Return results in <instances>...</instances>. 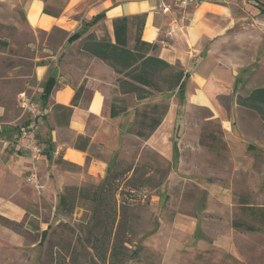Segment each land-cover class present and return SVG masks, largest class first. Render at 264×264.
<instances>
[{"label": "rangeland", "instance_id": "rangeland-1", "mask_svg": "<svg viewBox=\"0 0 264 264\" xmlns=\"http://www.w3.org/2000/svg\"><path fill=\"white\" fill-rule=\"evenodd\" d=\"M244 21L257 26L240 31ZM234 30L238 39L230 49L248 61L255 57L247 65V79L264 84V21L243 19ZM34 41V32L0 23V76L8 69L12 74L21 70L28 75L24 94L35 101ZM170 74L166 69L156 75L162 92L147 88V99L118 91L113 95L137 116L117 151L103 154L106 181L104 176H77L59 179L57 186L44 167L45 188L38 193L26 183V172L15 182L0 163V264H264V223L246 209L264 207V125L255 112L233 109L230 120L236 137H225L217 121H204L208 111L191 109L186 118L177 119L174 156L159 155L135 132L145 127L139 117L143 110L158 116L162 104L180 101L166 90ZM21 112L11 99L2 118L13 120ZM46 145L44 150L52 148ZM22 159L30 162L26 154ZM58 167L82 173L63 162ZM100 185L98 204L78 195L79 188L90 191ZM66 192L74 195L69 199L72 208L61 209L59 198ZM120 219L116 257L111 258L109 247ZM233 219L252 223L256 230L235 227Z\"/></svg>", "mask_w": 264, "mask_h": 264}, {"label": "crops", "instance_id": "crops-1", "mask_svg": "<svg viewBox=\"0 0 264 264\" xmlns=\"http://www.w3.org/2000/svg\"><path fill=\"white\" fill-rule=\"evenodd\" d=\"M259 1L264 4L263 0ZM157 2L0 0V23L11 24L19 32L30 30L35 33L31 76L36 88L33 91L37 94L35 101L43 112L38 119V138L43 147L46 144L52 146L50 150L43 149L38 163L40 176L42 168L48 167L57 186L63 178H102L108 167L104 152L117 151L130 131L131 121L137 116L135 111L128 110L116 117H111L109 111L117 91L119 95L134 93L117 90L118 74L106 61L82 47L91 33L97 38L107 37L114 41L113 20L122 16L145 14L141 38L155 42L154 53L179 65L185 72L184 99L169 104L161 122L145 140L155 152L167 159L174 156L172 137L177 119L180 115L186 118L191 109L208 111L204 121H217L225 137H236L230 120L233 109L255 112L256 119L264 125V114L238 99L248 96L257 87H264V84H254L247 79V65L255 57L248 61L230 49L238 39L235 25L243 19L264 21V13L251 0H202L192 10L172 3L166 13L155 10ZM133 4L137 6L132 8ZM45 8L49 12H45ZM253 25L257 26L254 22L244 21L240 31ZM79 30H84L81 36L68 40ZM128 42L132 43V27ZM5 71L0 76L1 117L8 111L11 99H16L21 109L20 94L28 93V75L21 70L13 74L10 69ZM44 90L48 92L46 98L42 95ZM170 92L179 97V89ZM95 146L98 152H94ZM24 154L20 150L0 149V163L15 176V182L21 177L20 173L26 172L27 176L30 162L22 159ZM58 162L78 167L82 173L60 169ZM2 173L0 170V182Z\"/></svg>", "mask_w": 264, "mask_h": 264}, {"label": "trees", "instance_id": "trees-1", "mask_svg": "<svg viewBox=\"0 0 264 264\" xmlns=\"http://www.w3.org/2000/svg\"><path fill=\"white\" fill-rule=\"evenodd\" d=\"M259 8L261 13H264V4L259 0H251ZM45 12H49L47 8ZM145 22V14L122 16L113 20L114 30V41L107 37L97 38L93 33L87 35V41L82 45L84 49L90 51L92 54L97 55L118 74L116 82L118 90L121 93H134L138 100L146 99L150 96L147 92V88H152L158 92H162V89L158 86L155 81L156 75H159L164 70H172V74L168 79L167 89L169 92L174 89H179V98L182 101L183 95V84L185 72L184 69L179 65L171 64L166 60L157 56L154 52L157 48L155 42H148L141 38L142 29ZM132 27V43L128 42V36ZM84 30H79L72 33L68 40H73L82 35ZM43 97H47L48 92L44 90L42 93ZM239 101L244 105L256 110L259 114H264V87H257L251 91L246 97H238ZM75 101V96L74 99ZM249 101L250 103H245ZM252 102V103H251ZM241 104V105H243ZM156 109L158 104L152 105ZM168 109L167 104H162V110L158 116H152L146 110L139 113L141 117V124L145 127L137 129L136 135L140 138H147L159 125L163 116L166 114ZM128 107L123 104V99L113 97L110 104L111 117H116L123 112H128ZM148 119L145 122V119ZM174 148L176 150V142H174ZM109 177V173L104 176L106 181ZM103 186L100 185L99 189L87 191L84 188H79L78 195L81 198H86L92 201H96L97 204L101 199V190ZM69 191V189H68ZM74 199V195H67L62 193L59 198V205L61 209L66 208L68 205L71 206L69 199ZM69 207L68 211L71 210ZM251 211V215H258L260 223H264V207L255 208L252 206L247 207ZM232 224L238 228H244L245 230H256V227L252 223H246L242 220L233 219ZM121 219L116 224V230L113 236V244L109 247V256L111 258L116 257L115 251L120 235ZM111 235V233H110Z\"/></svg>", "mask_w": 264, "mask_h": 264}, {"label": "built area", "instance_id": "built-area-1", "mask_svg": "<svg viewBox=\"0 0 264 264\" xmlns=\"http://www.w3.org/2000/svg\"><path fill=\"white\" fill-rule=\"evenodd\" d=\"M202 0H158L155 10L166 13L170 10L171 4H178L183 8L197 7ZM21 114L13 120H4L0 116V149H14L25 152L28 155L30 164L28 166L26 183L36 192L41 193L44 185L38 170V163L43 154V146L38 138V119L43 112L41 107L24 93H21ZM26 115V121L22 116Z\"/></svg>", "mask_w": 264, "mask_h": 264}]
</instances>
